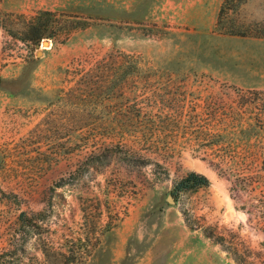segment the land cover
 Wrapping results in <instances>:
<instances>
[{"label":"rangeland","instance_id":"obj_1","mask_svg":"<svg viewBox=\"0 0 264 264\" xmlns=\"http://www.w3.org/2000/svg\"><path fill=\"white\" fill-rule=\"evenodd\" d=\"M0 264H264V0H0Z\"/></svg>","mask_w":264,"mask_h":264},{"label":"trees","instance_id":"obj_2","mask_svg":"<svg viewBox=\"0 0 264 264\" xmlns=\"http://www.w3.org/2000/svg\"><path fill=\"white\" fill-rule=\"evenodd\" d=\"M233 0H227L231 2ZM224 8L221 12L224 13ZM75 16L66 14H56L51 11L39 12L31 21L25 22L23 25V34L25 35L24 41L31 43L35 47H39L45 38H52V30L63 29L64 25L68 22H74ZM69 24V23H68ZM65 28V27H64ZM133 60L126 58V60L118 66V70L131 72L134 67ZM95 158V157H94ZM210 179L196 172H189L180 180L174 183L172 189V195L178 198L183 193H193L202 188H208L210 186ZM22 219H27L26 214H21ZM207 237L213 238L212 233H208ZM222 237L216 239L217 242H221ZM49 258V253H46Z\"/></svg>","mask_w":264,"mask_h":264},{"label":"water","instance_id":"obj_3","mask_svg":"<svg viewBox=\"0 0 264 264\" xmlns=\"http://www.w3.org/2000/svg\"><path fill=\"white\" fill-rule=\"evenodd\" d=\"M44 46L46 47H49V42L48 41H44ZM170 203H173V199L172 197H169V200H168Z\"/></svg>","mask_w":264,"mask_h":264}]
</instances>
